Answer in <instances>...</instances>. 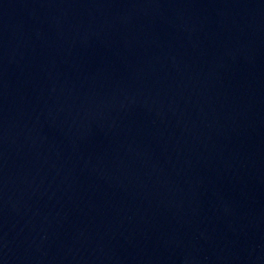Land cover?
<instances>
[{
    "label": "water",
    "instance_id": "water-1",
    "mask_svg": "<svg viewBox=\"0 0 264 264\" xmlns=\"http://www.w3.org/2000/svg\"><path fill=\"white\" fill-rule=\"evenodd\" d=\"M0 264H264V0H0Z\"/></svg>",
    "mask_w": 264,
    "mask_h": 264
}]
</instances>
